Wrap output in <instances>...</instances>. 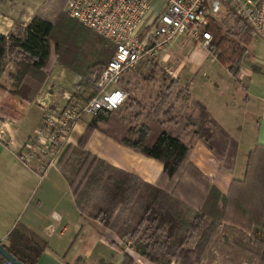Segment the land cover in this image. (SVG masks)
I'll return each instance as SVG.
<instances>
[{"label": "trees", "instance_id": "1", "mask_svg": "<svg viewBox=\"0 0 264 264\" xmlns=\"http://www.w3.org/2000/svg\"><path fill=\"white\" fill-rule=\"evenodd\" d=\"M209 54L239 83V74L253 36L248 25L233 11L209 19ZM116 45L82 26L64 12L48 20L36 17L26 26L18 25L7 36L0 35V78L7 60L27 66L23 82L15 94L32 102L42 85L60 65L79 77L76 96L92 94V75L111 59ZM144 61L136 66L141 69ZM157 63L143 74L152 81ZM256 70L255 67L252 68ZM176 80L160 91L149 105L130 98L139 108L134 113L99 110L85 124L75 143H69L58 161L81 215L98 220L120 239H130L137 254L156 264H197L214 237L227 224L237 230L233 237L222 236V244L264 264V146L248 152L242 179H233L222 193L190 161L191 147L166 125L178 118L172 102ZM174 101L188 103L189 84L177 89ZM197 118L186 114L193 135L221 162L233 170L238 143L221 128L206 104L194 101ZM100 130L117 143L146 157L156 159L162 170L155 183L121 169L92 154L86 145ZM257 231H260L258 234ZM3 246L22 264H38L47 241L21 224L7 234ZM64 258V257H63ZM5 260L0 256V264ZM125 252L119 264H133ZM97 264H112L99 260Z\"/></svg>", "mask_w": 264, "mask_h": 264}, {"label": "crops", "instance_id": "2", "mask_svg": "<svg viewBox=\"0 0 264 264\" xmlns=\"http://www.w3.org/2000/svg\"><path fill=\"white\" fill-rule=\"evenodd\" d=\"M64 6L54 13L52 18L37 11L33 13L34 6L18 5L16 0H0V35L7 36L16 26H26L36 17L52 20L56 14L64 11ZM186 38L189 39L183 35L178 37L180 41ZM195 45L206 51L197 43ZM211 58L217 63L213 56ZM250 64L245 71V78L243 66L241 67L239 84L245 86V92L238 107L232 106L233 110L229 105L234 104L228 97L217 93L211 97L209 93H201L203 87L207 85L189 84L191 96H194V99L190 96L193 107L195 100L203 101L217 124L237 141L238 151L233 170L223 168L221 162L202 141L193 135L192 128L185 118L186 114L192 115L191 112H184L180 116V108L177 107V120L166 125L167 129L173 130L176 136L191 147V163L224 194L228 192L233 179L243 178L248 152L255 145L264 146V60L251 54ZM27 66L20 60H7L5 71L0 78V240L5 241L11 229L21 224L47 241V247L42 252L38 264H97L99 260L119 264L125 252L133 256V264H156L126 246L122 239L104 228L98 220L81 215L58 166L48 169L44 178L40 180L34 172V165L19 158L18 152L24 141L37 129L42 119L44 107L41 102L51 98L49 95L45 96L42 91L47 88L52 89L53 93L55 89L61 90L59 84H63L65 79L74 80L76 84L79 81V77L74 73L55 65L51 76L42 85L35 99L26 102L16 96L15 92L24 80ZM219 66L233 80L227 69ZM253 67L256 70H253ZM55 69H59L56 74ZM59 75L63 76V80L54 83L61 78ZM122 77L126 78L125 75ZM245 80L248 81L247 84H244ZM196 91L200 95L196 94ZM248 112L255 113V118H248ZM192 116L194 119L197 118V114L196 117ZM82 122L84 123V119ZM76 142L74 138L69 141L72 144ZM115 148L113 154L103 156L97 155L88 147V143L86 145L89 152L114 166L131 172L149 183L158 180L162 170L159 161L126 146L123 149ZM236 234V229L223 224L221 233L214 237L209 250L204 253L201 260L212 246L218 243L216 241L218 239L220 251L226 255H222L224 260L236 264L235 260L231 261L229 258L230 255H232L230 257L237 255L236 250L222 244L223 235L233 237ZM238 254L239 263L247 262V259L255 260L243 253Z\"/></svg>", "mask_w": 264, "mask_h": 264}, {"label": "built area", "instance_id": "3", "mask_svg": "<svg viewBox=\"0 0 264 264\" xmlns=\"http://www.w3.org/2000/svg\"><path fill=\"white\" fill-rule=\"evenodd\" d=\"M233 11L249 27L253 37L264 40V0H65L64 12L82 26L116 45L107 65L92 75L93 88L83 99L76 96L79 87L42 101L44 113L37 129L24 141L18 155L34 165L43 179L46 171L57 167L69 144L76 122L99 110H118L129 98L121 86L122 75L136 68L159 62L160 55L180 36L209 51V19L221 9ZM167 72L172 73L167 69ZM1 124V122H0ZM126 246L130 239H123ZM4 264H10L5 261Z\"/></svg>", "mask_w": 264, "mask_h": 264}, {"label": "rangeland", "instance_id": "4", "mask_svg": "<svg viewBox=\"0 0 264 264\" xmlns=\"http://www.w3.org/2000/svg\"><path fill=\"white\" fill-rule=\"evenodd\" d=\"M16 2L18 5L22 6H34L35 8L33 9V13L37 11L41 14L43 13L46 17H52L54 13L62 9L64 6V0H16ZM224 12L225 9L223 8L220 10L218 15L222 16ZM64 13L66 14V12ZM251 54L259 56L261 60H264V40L258 37H253V40L249 44L247 56L242 64L244 78L246 69L251 65ZM160 57L161 60L157 62L156 66L157 72L154 75L153 80L150 82L143 78V74L147 71L149 65H143L139 70H137V68L133 70H127L122 75H125L126 78L122 77L120 83L121 86H123L128 91L129 97L140 102L142 106L149 105L150 103L154 102L156 95L165 89L171 80H176L178 82L176 88H174L173 91L172 102L176 105V107L180 108V116L183 115L184 112H191L192 115H195L194 117H196L197 114V111L193 107L192 99H194V96H191L192 99H190L186 104L174 101L175 92L184 84L197 85L202 83L207 85L203 87L204 89L201 93H209L211 97L216 93L219 95L222 94L226 98L228 97V99L234 104L229 105L230 109L232 110L233 107H238L239 103L241 102V97L244 96L245 86L233 81L227 75L226 71L211 58L208 51H204L203 49L196 47L195 43L189 39L186 38L185 40L180 41L177 38L168 47V49H166V51L160 55ZM167 69L171 70L172 73L167 72ZM58 71L59 69H55L54 74L58 73ZM59 77L61 78L55 80L54 83H57L56 81L63 80V76L59 75ZM67 80L70 79H65L63 84H59L61 90L55 89L54 93L57 92L58 94H61L63 91H71L72 88L75 87L76 83H74V80ZM247 83L248 81L245 80L244 84ZM50 92L53 93L52 89ZM196 94H199V92L196 91ZM130 103L131 100L128 98L120 109L128 114H132L139 110V108H137L135 105L130 106ZM255 115V113L248 112V118L254 119ZM91 117L92 116L90 115H85L79 119L80 121L78 120L76 122V126H73L69 135V141H71V138H74L75 142L78 141L84 130V125ZM82 119H84V123L82 122ZM238 122H240L239 118ZM88 147H91L97 155L102 154L103 156H106V154H113V151L116 149L115 147L123 149L124 146L122 147V145L115 142L102 131L96 130L88 141ZM121 154H123V152H121ZM153 160L157 161L156 159ZM257 233L259 234L260 231H257ZM216 241L218 243H216L215 246H212L211 250L206 253L207 255L205 258L200 260V262L197 264H234L224 260L222 255L225 254L220 251L218 239ZM209 248L205 252H207ZM236 252L237 255L235 254V257H230L232 255L229 256L231 261L235 260L236 264H257L256 259L254 261L247 259V262L239 263L238 253L242 252L237 250Z\"/></svg>", "mask_w": 264, "mask_h": 264}, {"label": "water", "instance_id": "5", "mask_svg": "<svg viewBox=\"0 0 264 264\" xmlns=\"http://www.w3.org/2000/svg\"><path fill=\"white\" fill-rule=\"evenodd\" d=\"M0 256L5 260L8 261L10 264H22L20 261H17L15 257H13L7 250L0 245Z\"/></svg>", "mask_w": 264, "mask_h": 264}]
</instances>
